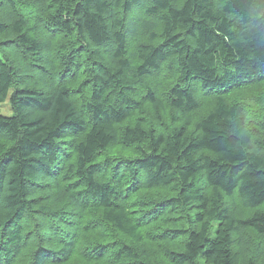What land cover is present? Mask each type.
<instances>
[{
    "label": "trees",
    "instance_id": "trees-1",
    "mask_svg": "<svg viewBox=\"0 0 264 264\" xmlns=\"http://www.w3.org/2000/svg\"><path fill=\"white\" fill-rule=\"evenodd\" d=\"M254 88L264 0H0V264H264Z\"/></svg>",
    "mask_w": 264,
    "mask_h": 264
},
{
    "label": "rangeland",
    "instance_id": "rangeland-1",
    "mask_svg": "<svg viewBox=\"0 0 264 264\" xmlns=\"http://www.w3.org/2000/svg\"><path fill=\"white\" fill-rule=\"evenodd\" d=\"M33 2V0H30ZM18 61H22V58L18 59ZM29 61V60H28ZM167 77V76H164L162 78V80ZM240 92V91H239ZM237 94V93H236ZM264 90H259V88H254V89H251V90H247V91H244V92H241V93H238V96H242L240 99L243 100V99H247L245 101H247L246 103H248V101H251V102H260V100L262 99L263 102H264ZM263 96V97H262ZM199 102H201L200 104V109L195 112L193 114V120L196 121L197 119L201 118L205 112L208 110L209 108V105L207 104V100L206 99H203V98H200L199 99ZM8 105L6 104L5 107H3L2 109V114L5 115V116H10V112H9V109L7 107ZM164 118L166 120H168V115L165 114L164 115ZM151 119V117H150ZM164 121V122H167ZM237 199L234 197L232 198H227L226 199V204L229 205L230 207L231 206H237ZM258 210H264V206L261 207L260 209ZM69 211V210H68ZM66 211V212H63L64 214H68L69 212ZM95 216V217H94ZM94 216H84L82 217L81 219V224H84L86 222H89V221H94L95 218H97L99 216V213H97L96 215ZM53 221L50 219V217H45V218H40V219H37V221L35 223L33 222H30L29 224H27V226H29V229L28 231L30 232V235H31V247H27L25 252H24V256L23 258L19 259L18 263L17 264H30V261H31V256L33 254V249H34V246H35V239L33 238V236H35L36 234H40V235H43V234H47L48 231H50V224L52 223ZM56 223V222H55ZM162 223H155L149 227H147L145 229V232H144V241L142 244V247L145 246L147 251L151 254V256L153 257L155 263H160L161 261L160 260V256L162 254V251L164 249H171L173 250L172 248L173 245L172 243H176V242H172V243H167V242H164V241H161V239L157 238V230L159 228H163L161 227ZM44 236V235H43ZM96 238H98V240L100 239V233L98 232H91V233H88L87 234V239L88 241H91V240H95ZM85 240H77V244H76V247L74 249V257L67 263V264H86L85 262H83L82 258L79 256L80 253H82L84 251V249L86 247H88L89 244H86L85 243ZM254 241V239H253ZM91 243V242H90ZM128 245L131 244L130 241H127ZM55 248V247H54ZM83 250V251H82ZM87 264H114L112 259H108L107 261L105 262H99V263H87Z\"/></svg>",
    "mask_w": 264,
    "mask_h": 264
}]
</instances>
